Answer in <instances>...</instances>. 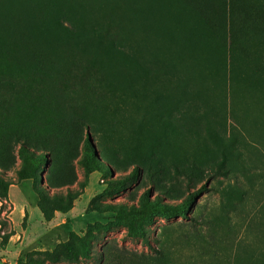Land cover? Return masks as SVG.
<instances>
[{"label":"rangeland","instance_id":"obj_1","mask_svg":"<svg viewBox=\"0 0 264 264\" xmlns=\"http://www.w3.org/2000/svg\"><path fill=\"white\" fill-rule=\"evenodd\" d=\"M85 2L83 15L62 23L88 38L100 23L105 28L108 1ZM251 5L238 0L230 22H218L220 11L212 8L213 18H207L210 9L200 0H139L142 15L126 13L121 22L120 49L141 67L118 86L105 73V41L87 45V55L98 47L102 74L90 80L92 90L78 84L84 91L72 94L88 103V127L56 143V156L30 149L47 158L37 184L47 193L46 211L71 209L54 212L47 222L32 181L17 180L18 146L1 140L15 163L0 168V178L12 183L7 197H0V264L54 252L70 232L89 246L88 258L35 257L44 264H245L264 255V22ZM85 139L107 172L84 171ZM134 171L125 189L103 194L109 180ZM202 185L183 215L153 217L140 223L144 237L129 236L128 222L135 219L130 210L140 209L144 192L171 206ZM120 208L122 221L116 218Z\"/></svg>","mask_w":264,"mask_h":264},{"label":"trees","instance_id":"obj_2","mask_svg":"<svg viewBox=\"0 0 264 264\" xmlns=\"http://www.w3.org/2000/svg\"><path fill=\"white\" fill-rule=\"evenodd\" d=\"M84 1L0 0V141L13 140L18 146L15 157L21 163L16 170L17 180L32 181L39 209L47 222L53 218L54 212L66 214L71 207L55 209L53 212L46 211L43 203L47 201L48 196L45 189L37 184L41 182L40 166L47 162V158L44 154H35L30 149L46 150L56 156V143L65 142L68 135L74 136L79 127H88L92 115L88 103L75 100L72 92H83L80 86L85 85L88 90H92L89 87L90 80L102 73L101 69L97 68L100 56L98 47H92L89 55L86 54L85 48L93 41H105V73H109L115 86L119 85L121 77L133 73L134 67H141L133 56L120 49L124 45L120 35L123 29L121 22H126L129 15L134 19L142 15L139 0H107L108 6L105 5V13L102 16L105 28L100 23L88 38L83 37L79 31L67 29L62 23L63 19L75 22L77 15H83L87 10ZM257 1L247 0L249 8L252 4V11L260 18L258 22H264V0L262 6L257 4ZM200 2L207 11L210 9V13L206 12L207 18H213L212 8H215L222 16L218 15V22L227 19L230 22V11L238 0ZM117 11L120 12V17ZM115 59L120 62H115ZM145 74L154 76L155 71H147ZM60 100L62 104L52 108L53 104H58ZM44 107H47L49 117L52 116L53 126L46 121ZM83 150L81 165L87 174L93 171L107 172L95 157L88 139L83 142ZM102 159L109 162L106 157ZM5 161L13 167L15 158L13 154H9L7 146L2 144L0 168L5 169ZM136 174L134 171L129 177L109 180L103 194L119 193ZM11 184L0 178L1 198L7 197ZM204 189L205 185H202L195 192L189 193L180 204L171 206L162 204L159 196L150 201L148 192H144L140 198V209L130 210L135 219L128 222L129 236L144 237L140 223L149 222L153 217L170 219L183 215L185 210L190 208L193 199ZM116 218L120 221L125 219L123 208L118 210ZM68 235L69 240L60 243L54 252H30L23 260H18L17 264H44L35 255H46L56 262L60 260L59 257H63L73 263L80 258H88L90 248L83 238L76 236L74 232ZM86 235H90L89 229ZM9 237L5 236V242ZM245 264H264V255L255 262Z\"/></svg>","mask_w":264,"mask_h":264},{"label":"crops","instance_id":"obj_3","mask_svg":"<svg viewBox=\"0 0 264 264\" xmlns=\"http://www.w3.org/2000/svg\"><path fill=\"white\" fill-rule=\"evenodd\" d=\"M11 188H12V187H11ZM11 188H9V191H10ZM9 191H8V193H9ZM11 239H12V238H11ZM10 241H11V240H10Z\"/></svg>","mask_w":264,"mask_h":264}]
</instances>
